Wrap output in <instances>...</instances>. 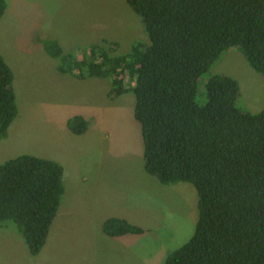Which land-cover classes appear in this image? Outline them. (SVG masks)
<instances>
[{
    "label": "trees",
    "instance_id": "obj_1",
    "mask_svg": "<svg viewBox=\"0 0 264 264\" xmlns=\"http://www.w3.org/2000/svg\"><path fill=\"white\" fill-rule=\"evenodd\" d=\"M127 2L142 18L148 43L139 40L119 54L117 42L103 40L75 58L46 39V52L62 59L61 72L110 78L112 98L133 93L146 170L163 184L195 186V233L163 264H264V109L238 106L239 81L229 74L213 73L199 89L232 47L264 74V0ZM6 7L0 0V18ZM14 79L0 53V139L18 115ZM67 125L83 134L89 122L75 115ZM64 174L61 162L28 153L0 163V226H14L32 255L47 241ZM102 230L109 236L146 231L119 216L105 219Z\"/></svg>",
    "mask_w": 264,
    "mask_h": 264
},
{
    "label": "rangeland",
    "instance_id": "obj_2",
    "mask_svg": "<svg viewBox=\"0 0 264 264\" xmlns=\"http://www.w3.org/2000/svg\"><path fill=\"white\" fill-rule=\"evenodd\" d=\"M6 5L0 18V53L14 71L18 115L0 139V163L24 153L61 162L65 169L61 201L83 209L69 221L84 224L87 233L104 215L129 214L146 229L141 247L148 259L164 263L195 233V186L188 181L163 184L146 170L133 93L112 98L110 78L80 79L75 75L78 69L61 72L62 59L43 46L44 40L56 39L64 54L79 58L92 45L109 40L125 54L137 41L149 42L142 18L127 0H6ZM213 73L239 81L238 106L252 112L264 109V74L254 70L238 48L223 52L202 76L201 91ZM75 115L89 122L83 134L67 125ZM118 239L98 228L92 243L85 241L76 248L68 241L54 256L44 247L32 255L14 226H0V264H121L117 254L121 251L111 245Z\"/></svg>",
    "mask_w": 264,
    "mask_h": 264
},
{
    "label": "crops",
    "instance_id": "obj_3",
    "mask_svg": "<svg viewBox=\"0 0 264 264\" xmlns=\"http://www.w3.org/2000/svg\"><path fill=\"white\" fill-rule=\"evenodd\" d=\"M77 78L85 79L79 77L77 73H75ZM63 165V164H62ZM65 175V174H64ZM96 204H98L96 202ZM82 206L79 205H68L64 206L63 201H61L56 217L52 223L50 228V232L47 238V241L44 245L46 251H50V253L54 256L57 253L63 251V245L68 241H74L76 248H78V244L85 243V241H93V238L96 240L98 228H102V223L105 219L112 216H119L128 219L131 223L136 225H141L140 221L134 220L131 215H126L122 213H110L108 215H104L100 221V224L96 227L94 226L89 232L85 233L82 228H84V224H79L74 221H69V216L74 215L75 218L82 214ZM96 211L100 213V209L96 207ZM103 212V210H101ZM146 230V229H145ZM104 232V231H103ZM146 232V231H145ZM144 232V233H145ZM105 233V232H104ZM142 234H125L118 236L119 242H111V245L115 246V249L120 250L118 252L119 260L121 264H155V257H151L150 260L146 255L145 248L141 247L142 242ZM106 234V233H105ZM108 246L110 247L109 243ZM43 248V249H44ZM163 264L162 262H159Z\"/></svg>",
    "mask_w": 264,
    "mask_h": 264
}]
</instances>
